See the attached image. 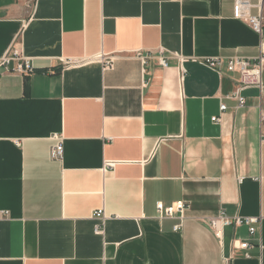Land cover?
<instances>
[{"label": "crops", "instance_id": "0c3cea01", "mask_svg": "<svg viewBox=\"0 0 264 264\" xmlns=\"http://www.w3.org/2000/svg\"><path fill=\"white\" fill-rule=\"evenodd\" d=\"M260 43L234 0H0V60L17 46L35 67L0 76V264H264V88L237 109L238 74L201 63ZM222 213L255 234L221 244Z\"/></svg>", "mask_w": 264, "mask_h": 264}, {"label": "built area", "instance_id": "2783aa9c", "mask_svg": "<svg viewBox=\"0 0 264 264\" xmlns=\"http://www.w3.org/2000/svg\"><path fill=\"white\" fill-rule=\"evenodd\" d=\"M253 10L257 11V14L253 13ZM234 18L246 23L252 30L258 33L261 37V43L259 47V55L256 58H209L203 60L201 63L212 71L216 72L220 78L225 77L228 74H238L236 81L235 91L228 96V99L235 100L237 102V109L243 108L247 104L246 98L243 96V92L248 89L264 88L263 82V69H264V0H234ZM103 62L104 68L110 69L113 66V59L111 58H98ZM160 63L163 67H167L168 63L165 57L160 58ZM84 64L82 60H65V68L70 66H79ZM35 67L31 58L26 57L22 50L17 46H13L9 52L0 60V76L4 75H21L29 76L34 73ZM227 110V106L222 104L220 106L219 116L212 118L213 122H221V116ZM261 122L264 123V109L261 110L260 115ZM57 144L51 150V156L54 160H61L64 155V146L62 139H57ZM112 167V164H109ZM157 212L160 219H182V214L186 210L187 205L183 201H179L170 205H165L162 202L158 203ZM104 212L99 210L96 212L97 218H102ZM259 223L258 218L248 217L243 218L241 216L229 217L224 213L220 214L216 218L209 219L208 226L215 234L219 242L223 243V237L225 229L228 227H240L247 226L249 234L253 236L257 230L256 224ZM183 228V223L180 222L174 227L175 231H180ZM235 249H241L247 251L251 248L249 243H242L236 241L234 243ZM248 257V255H246ZM228 261V260H227Z\"/></svg>", "mask_w": 264, "mask_h": 264}]
</instances>
